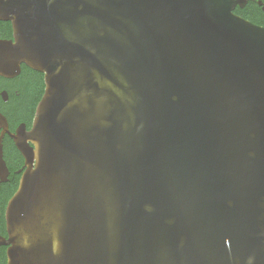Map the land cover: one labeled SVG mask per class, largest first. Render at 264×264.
Masks as SVG:
<instances>
[{
	"label": "water",
	"instance_id": "water-1",
	"mask_svg": "<svg viewBox=\"0 0 264 264\" xmlns=\"http://www.w3.org/2000/svg\"><path fill=\"white\" fill-rule=\"evenodd\" d=\"M235 4L0 0V75L44 81L9 264H264V27Z\"/></svg>",
	"mask_w": 264,
	"mask_h": 264
},
{
	"label": "flooded vegetation",
	"instance_id": "flooded-vegetation-1",
	"mask_svg": "<svg viewBox=\"0 0 264 264\" xmlns=\"http://www.w3.org/2000/svg\"><path fill=\"white\" fill-rule=\"evenodd\" d=\"M232 1L237 2L232 10L234 15L264 27V0ZM12 38L11 24L0 21V40ZM43 89V75L25 64H20L16 74L0 75V239L7 238V204L28 169V162L20 147L27 150L32 147L28 142V133ZM2 242L0 264H9V245Z\"/></svg>",
	"mask_w": 264,
	"mask_h": 264
},
{
	"label": "trees",
	"instance_id": "trees-1",
	"mask_svg": "<svg viewBox=\"0 0 264 264\" xmlns=\"http://www.w3.org/2000/svg\"><path fill=\"white\" fill-rule=\"evenodd\" d=\"M44 90V89H43Z\"/></svg>",
	"mask_w": 264,
	"mask_h": 264
}]
</instances>
